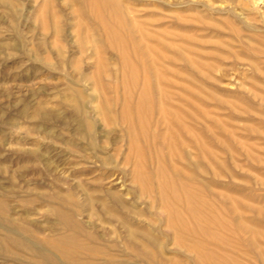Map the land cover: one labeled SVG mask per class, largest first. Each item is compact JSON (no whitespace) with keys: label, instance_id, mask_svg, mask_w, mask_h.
Segmentation results:
<instances>
[{"label":"rangeland","instance_id":"obj_1","mask_svg":"<svg viewBox=\"0 0 264 264\" xmlns=\"http://www.w3.org/2000/svg\"><path fill=\"white\" fill-rule=\"evenodd\" d=\"M263 225L264 0H0V264H264Z\"/></svg>","mask_w":264,"mask_h":264},{"label":"bare ground","instance_id":"obj_2","mask_svg":"<svg viewBox=\"0 0 264 264\" xmlns=\"http://www.w3.org/2000/svg\"><path fill=\"white\" fill-rule=\"evenodd\" d=\"M105 4V3H104ZM109 4V3H108ZM154 4V3H153ZM117 46V45H116ZM121 71V70H120ZM126 86V85H125ZM129 89V88H128ZM127 99V98H126ZM127 116V115H126ZM169 124V123H168ZM205 134V133H204ZM204 138V137H203ZM191 162V161H190ZM194 164V163H193ZM218 183V182H217ZM221 183V182H220ZM219 184V183H218ZM220 185V184H219ZM94 199V198H93ZM89 200V199H88ZM90 202V201H89ZM66 204V203H65ZM73 204V203H72ZM103 206V208L105 209V205H102ZM109 208V207H108ZM110 209V208H109ZM119 210V209H118ZM56 214L63 220V222L66 224V226L67 227H69V228H71L72 230L71 231H77V232H79V234H81L82 236H85V237H88V236H90L91 238H94V239H96L97 238V236H94V235H92V234H89L87 231H84V229H82V226H81V224L79 223V222H76L75 220H73L70 216H68L67 214H65V213H63V212H61V210H56ZM180 218V217H179ZM181 219V218H180ZM180 222H182V224L184 223V220H180ZM179 223V222H178ZM186 223V222H185ZM188 225V222H187V224H186V226ZM264 226V225H263ZM133 228V227H132ZM131 230V229H130ZM133 234V233H132ZM70 235V236H69ZM74 235H75V233H70V234H68L67 236H63L61 239H63V241H67V240H73V238H74ZM211 235V234H210ZM146 237H148V236H146ZM13 238V237H12ZM99 238V237H98ZM49 239H51V238H49ZM148 239H150V238H148ZM58 240V239H57ZM62 241V240H61ZM3 242V241H2ZM15 242H19V241H17V240H15ZM132 242V241H131ZM76 245H78V243H76ZM74 246L75 248H77V250H78V248H80V247H78V246ZM74 248V250H76ZM29 249L31 250V252H33L34 254H36L39 258H41V261H43V262H51V263H54V262H56V260H55V258H54V256L51 254V253H49V251L48 252H45L44 250H43V248L42 247H40L38 244H36V243H32L31 245H30V247H29ZM140 249V255L142 256V257H144V259H145V262L146 263H150L149 261H153V262H156V263H163V261H161V260H158V262L157 261H155L154 260V258H156L155 256H154V254L153 253H151V252H149L148 250H145V249H143L142 247L141 248H139ZM66 250V249H65ZM73 250V249H72ZM66 252V251H65ZM97 254H99V253H97ZM108 254V253H107ZM132 255H133V253H132ZM133 256H135V254L133 255ZM136 258H137V256H135ZM66 258L67 259H69V260H73V261H77V263L78 262H80L79 264H87L86 263V260L85 259H83V258H80L79 256H78V254H76V251L75 252H70L69 254H66ZM75 259V260H74ZM103 260V262H106V263H110V264H118V261H120L122 264H139V263H137V262H133V261H128V260H130V258H128V259H125V260H123V259H121V260H119V259H117L116 257H113L112 255H108V257H106V258H102ZM60 261V260H59ZM125 261V263H123ZM144 261V260H143ZM93 263V262H92ZM193 263V262H192ZM58 264V263H57ZM60 264H65V263H63V262H61L60 261ZM96 264V263H95ZM120 264V263H119Z\"/></svg>","mask_w":264,"mask_h":264}]
</instances>
